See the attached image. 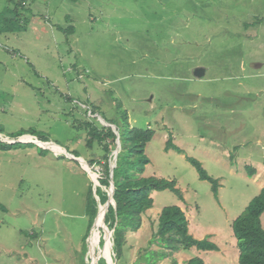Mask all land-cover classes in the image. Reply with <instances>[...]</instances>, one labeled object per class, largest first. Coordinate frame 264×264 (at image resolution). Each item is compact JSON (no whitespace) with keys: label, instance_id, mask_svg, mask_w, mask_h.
Returning <instances> with one entry per match:
<instances>
[{"label":"rangeland","instance_id":"obj_1","mask_svg":"<svg viewBox=\"0 0 264 264\" xmlns=\"http://www.w3.org/2000/svg\"><path fill=\"white\" fill-rule=\"evenodd\" d=\"M18 14L0 33V140L33 136L0 149V264H146L145 253L166 251L150 241L169 206L219 250L192 247L156 264H238L231 223L264 187V0H30ZM122 111L154 132L141 176L175 181L183 201L153 192L117 260L104 223L83 254L88 189L101 187L99 166L87 164L103 153L88 146L85 125ZM169 139L182 153L165 151ZM188 158L218 180L216 197ZM260 221L264 229V213Z\"/></svg>","mask_w":264,"mask_h":264},{"label":"trees","instance_id":"obj_2","mask_svg":"<svg viewBox=\"0 0 264 264\" xmlns=\"http://www.w3.org/2000/svg\"><path fill=\"white\" fill-rule=\"evenodd\" d=\"M24 1L25 0H8V4L11 7L5 10L0 18V33L5 31L6 24L14 22L18 16L20 17L18 12L24 8ZM69 28L72 31V27ZM63 30L67 29L62 28L60 31ZM90 114H92V112ZM117 121H104L105 123L115 126L116 131L119 133L120 148L117 153L115 167L112 170V181L114 185L112 198L114 205L110 204L107 212L105 213V209L104 212H102L101 226H103L104 223L109 231L112 232L113 253L118 260L121 257L122 249L125 245L126 234L129 232H137L141 228L142 215L152 207L153 199L151 194L153 192L168 190L175 194L181 201H183V197L181 192L176 188L175 181L141 176L145 167L149 164V159L144 154V148L152 139L154 132L149 128H132L128 122V116L125 111L120 113L119 120ZM85 126L87 128L86 134L89 137L87 140L88 146L96 142L103 151L100 161L90 160L87 164L89 166L97 165L100 168V178L98 182L105 190H102L101 187H96L95 194L99 203L103 205L108 200L107 189H109L111 180L109 166L113 158L112 152L116 149L117 137L109 127L93 126L90 124H86ZM21 136L32 137L33 135L19 132L14 136L11 135L8 137L15 140ZM38 141L47 142L40 139H38ZM20 145L22 144H5L0 142V149L6 150ZM170 149L182 153V150L172 144L169 139L166 142L165 151H169ZM69 154L74 155L73 153ZM74 156L80 157L79 155ZM187 160L195 168L199 180L206 181L212 185V193L216 197L217 190L220 187L218 180L209 176L202 168L201 163L197 160L193 158H188ZM91 173L96 178L92 170ZM253 175L254 171L252 170L249 172L248 176L252 177ZM92 187L93 185L90 183L86 200V214L89 217V222L86 235L83 238V254L87 251L86 240L88 239L90 251L94 231L98 229L99 232L101 229V226L98 228L99 221L96 220L98 203L92 192ZM263 213L264 187L231 223L232 235L236 240V247L238 249V264H264V229L260 221V217ZM153 237L154 239L150 241V244H154V240L156 239L158 246H161L167 252L145 253L144 258H146V264H156L157 260L167 258L169 253L186 250L192 247L199 251H218V247L209 240H197L189 234L188 221L185 217V213L177 206L165 207L160 211L158 215L157 231ZM102 245L103 240L100 241V246ZM98 264H106L105 259L100 258ZM172 264H176V262L173 261ZM187 264H203V261L200 258H193L190 259Z\"/></svg>","mask_w":264,"mask_h":264},{"label":"water","instance_id":"obj_3","mask_svg":"<svg viewBox=\"0 0 264 264\" xmlns=\"http://www.w3.org/2000/svg\"><path fill=\"white\" fill-rule=\"evenodd\" d=\"M204 75V71H203V69H196L195 70V72H194V76L195 77H197V78H200V77H202ZM105 123V122H104ZM103 126L104 127H109V128H111L112 129V131L115 133V135H116V149L112 152V156H113V158H112V161H111V163H110V166H109V170H110V178H111V180H110V186H109V191L107 192V195H108V200H107V202L104 204V205H102L101 207H103L104 209H105V213L107 212V209H108V206L110 205V204H112V205H114V202H113V198H112V195H113V191H114V185H113V181H112V170H113V168L115 167V161H116V157H117V153H118V150H119V148H120V141H119V133L116 131V128H115V126L114 125H112V124H108V123H105V124H103ZM22 137V136H21ZM21 137H19V138H21ZM19 138H17V139H11V141L9 140V142H5V140H3V139H1L0 141L1 142H5V143H7V144H14V143H19V142H22ZM31 143H33V144H36L34 141H30ZM37 145V144H36ZM42 148H44V147H42ZM48 149V148H47ZM65 156L66 157H68V158H71V159H76L77 161H79V159H80V157H75V156H73V155H70V154H68L66 151H65ZM80 162V161H79ZM81 163V162H80ZM86 172V171H85ZM87 173V172H86ZM93 182V181H92ZM93 188H92V192H93V194H95V190H96V184L93 182ZM100 207V206H99ZM105 213H104V215H105ZM103 221H104V217H103ZM112 233V232H111ZM109 234V233H108ZM110 236V235H109ZM104 240V239H103ZM105 241V240H104Z\"/></svg>","mask_w":264,"mask_h":264},{"label":"crops","instance_id":"obj_4","mask_svg":"<svg viewBox=\"0 0 264 264\" xmlns=\"http://www.w3.org/2000/svg\"><path fill=\"white\" fill-rule=\"evenodd\" d=\"M28 1H30V0H25L24 1V3H23V7L25 8V6L27 5V3H28ZM69 1H72V0H69ZM76 1H79V0H76ZM5 2H6V6L4 7H1V12H0V18H1V16L3 15V13L5 12V10H7V4H8V0H5ZM72 2H75V1H72ZM22 8V7H21ZM23 8V9H24ZM23 9H21V10H23ZM53 17H55V14L53 13ZM52 26L54 27L55 26V28L58 30V31H60L62 28L63 29H66V27H64L62 24H56V23H53L52 24ZM69 27H71L70 25L68 26V28ZM60 29V30H59ZM72 31H73V27H72ZM62 32V31H61ZM217 246V245H216ZM218 247V246H217ZM218 250H219V247H218ZM203 252H207V251H203ZM203 261V260H202ZM203 264H204V261H203Z\"/></svg>","mask_w":264,"mask_h":264},{"label":"bare ground","instance_id":"obj_5","mask_svg":"<svg viewBox=\"0 0 264 264\" xmlns=\"http://www.w3.org/2000/svg\"><path fill=\"white\" fill-rule=\"evenodd\" d=\"M88 168H89V167H87V170H89ZM85 170H86V168H85ZM91 170H92V169H91ZM91 170H89L88 172L91 173ZM92 176H93V175H92ZM92 179H94V178H92ZM100 221L102 222V216H101V220H100ZM100 226H101V224L98 225V228H99Z\"/></svg>","mask_w":264,"mask_h":264}]
</instances>
